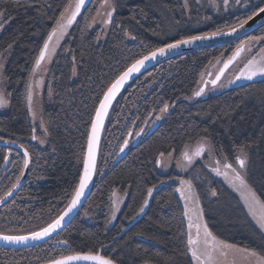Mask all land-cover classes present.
Masks as SVG:
<instances>
[{
  "label": "trees",
  "instance_id": "1",
  "mask_svg": "<svg viewBox=\"0 0 264 264\" xmlns=\"http://www.w3.org/2000/svg\"><path fill=\"white\" fill-rule=\"evenodd\" d=\"M70 1L0 0L7 22L0 33V55L9 54L4 77L10 99L9 108L0 111V140L19 143L31 155L25 185L0 208L2 233L36 231L63 211L81 177L96 109L127 67L172 41L235 27L264 5V0H228L227 5L224 0H112L111 28L102 42L91 21L103 0H93L51 67L52 95L43 105L48 138L42 146V132L29 114V84L35 61ZM250 38H261L255 52L263 49L264 25L241 40L165 60L131 82L108 116L94 185L79 214L43 244L0 247V264H44L100 251L118 264H194L180 174L175 168L161 172L159 158L172 151L179 156L200 140L209 142L220 159L235 162L239 154L246 156L247 181L264 202V78L206 97L195 95L210 65ZM165 105L167 117L159 121L156 116ZM144 129L150 133L122 152L128 135L133 132L134 140ZM24 166L20 150L0 145V198ZM192 166L184 176L194 186L210 231L264 257V229L240 195L203 163ZM116 191L126 199L113 221Z\"/></svg>",
  "mask_w": 264,
  "mask_h": 264
},
{
  "label": "rangeland",
  "instance_id": "2",
  "mask_svg": "<svg viewBox=\"0 0 264 264\" xmlns=\"http://www.w3.org/2000/svg\"><path fill=\"white\" fill-rule=\"evenodd\" d=\"M239 1V0H237ZM78 0H71L69 5L67 6V10L65 9L62 15L59 18V23L66 24L68 19L71 17L72 12L75 10V6ZM111 12V22L113 18V2L112 0H103L99 8L91 21L92 29L99 28L100 35L99 41H105L109 34L111 28V22L105 23L109 19L108 13ZM76 18V17H75ZM75 20V19H74ZM73 22L70 25H67L66 30L63 32L62 35L53 36L50 44H49V51L46 54L45 59L42 61L39 67H34L36 70L35 72L32 71L31 79H30V88L32 93V100L31 105L29 106L28 101V109L31 120L38 125L42 135L40 136L39 143L44 146L47 138H48V131L43 119V105L46 97H50L52 95V82H51V67L54 63V60L58 54V51L63 44V42L70 38V32L73 26ZM7 25V22L4 21V13L0 11V33ZM55 29H58V22L55 26ZM259 40L256 38H250L246 40L242 44L239 45L238 48H243L242 53L236 60V62L229 67V69L225 72L223 78L217 83L212 84L214 79L216 78L217 74L219 73L223 64L232 58L235 51L227 58L219 57L202 76L199 88L196 92L203 89L201 93V97H206L208 95L218 94L222 91L227 90L233 84L238 83L239 81L246 78L245 75H242L246 71L245 66L249 63V61H255L257 65L264 66V48L255 52L257 48V44ZM9 54H1L0 55V97H3L4 103L0 105V111H5L10 106V99L9 94L7 91V82L4 77V69L7 63V59ZM257 77H264V74H257L253 78ZM197 96V95H196ZM168 108L166 111H161L156 118L160 120H164L167 117ZM157 120V121H158ZM144 131V130H141ZM43 141V142H41ZM203 145L204 151L201 155L195 156L194 153L196 150ZM128 147L123 146V151ZM188 153L189 156H192L191 162L184 159L183 154ZM244 160L245 164L244 167L241 168L238 160ZM196 162L203 163L207 168H209L213 173L219 175L222 179L225 180L242 198L244 204L245 201L243 199V195L247 194L249 190L256 192L252 189L247 181V163L248 159L243 154H239L236 158L235 162L227 161L226 159H220L216 156L213 152L209 142L206 140H200L188 147H186L181 154L176 155L175 151H172L168 154H162L159 158V170L163 173L169 172L172 168H175L177 172L180 174L179 178V192L181 199L184 204L185 212L187 211L189 215L195 219V214L199 211L202 212L203 221L206 222L204 218V212L202 209V205L200 199L194 189L191 180L187 179L184 174H186ZM226 164H231L232 168L236 170L240 174V176L244 179L245 184L247 187H243L239 184V181L234 180L235 173L231 169H226L224 166ZM219 170V174L217 172ZM183 182V183H182ZM235 185V186H234ZM183 193V194H182ZM189 197V199H185V197ZM256 197L257 194H256ZM126 194L122 195L119 191H116L114 194V207H113V219L115 220L123 203L125 202ZM259 199V197H258ZM260 200V199H259ZM246 206V204H245ZM247 207V206H246ZM248 209V208H247ZM259 214V209L257 210ZM189 215H186V221L188 224ZM256 220V219H255ZM209 228V227H208ZM210 230V229H209ZM213 234V233H212ZM214 235V234H213ZM215 236V235H214ZM188 237V233H187ZM216 237V236H215ZM193 238H195V230H193ZM218 239V237H216ZM220 240V239H218ZM222 241V240H220ZM225 242V241H223ZM227 243V242H225ZM230 244V243H228ZM233 245V244H232ZM236 249H243L237 247L235 249H224L223 251L226 253L225 255H220L219 253L216 255V264H258L259 259L262 257L261 255L257 254V256H251L248 252H241L237 251ZM249 252H252L249 250ZM194 260V259H193ZM194 264L197 262L194 260Z\"/></svg>",
  "mask_w": 264,
  "mask_h": 264
},
{
  "label": "snow or ice",
  "instance_id": "3",
  "mask_svg": "<svg viewBox=\"0 0 264 264\" xmlns=\"http://www.w3.org/2000/svg\"><path fill=\"white\" fill-rule=\"evenodd\" d=\"M84 3V0H78L75 6V10L72 12L71 17L67 21V25H70L73 20L75 19L77 13L80 11L81 5ZM228 0H224V4L227 5ZM67 10V9H66ZM261 12H264V8L260 9ZM109 19L105 21V23L111 22V16L112 13L109 12L108 14ZM248 19H251L249 17ZM247 21H241L240 24L237 27H242L244 23ZM66 24H61L58 21V29H53V31L49 34L48 40L45 41V44L43 48L40 51L39 57L35 61L36 67H39L41 62L45 59L46 53L49 51V41L52 40L53 36L62 35L63 32L66 30L67 27ZM237 27H231L229 29L228 33L225 34H231L232 32H235L237 30ZM222 32L220 30L216 32H212L210 34H205L203 36H191L188 37L185 40H179L176 41L174 44L167 45L168 49L176 48L181 44H189L196 40L201 39H207L210 36H218L221 35ZM261 39V38H256ZM242 48H237L233 58L235 56H238L240 52L242 51ZM165 51L164 48L157 49L156 52L151 53L150 56H145L141 60H137L134 64H132L127 71H125L116 81L112 84V86L107 90V92L104 94V99L100 102V107L96 110V117L95 120L92 123V135L89 137L88 142V152L84 159V171L83 175L80 177L78 186L74 189V192L72 194L70 203L67 206V209L58 216L52 223L48 224L46 227L42 228L39 232H33L30 234V236H9V235H2L0 234V240L4 241H25L29 238L31 239H39L41 237L47 236L50 232L54 231L55 229L59 228L65 218V216L68 215L69 212H71L79 203L81 197L84 195V190L87 187L89 181L91 180L93 170L95 168V158H96V144L98 141V131L99 128L103 122V118L107 113L108 106L110 105L111 101L115 97L116 93L119 91L121 86L124 84V82L135 72H138L140 68L144 65L145 61L154 58L159 52L160 54H163ZM231 61H229L230 63ZM227 67V64L225 65ZM246 71L242 73V75H245L247 79L251 80L254 76L257 74H264V66L257 65L255 61H249V63L245 66ZM35 68L33 71L35 72ZM219 79V77H217ZM215 84L216 81H213ZM30 88V86H29ZM203 92V89L196 92L195 95L199 96ZM28 101L29 106L31 105L32 100V93L31 90L28 92ZM3 97H0V105L4 103ZM167 110V105H165V108L162 109V111ZM140 133H137L139 135ZM35 139V137H33ZM43 142V141H41ZM127 141H125V147L127 146ZM124 149L121 148V151ZM204 151L203 145H201L196 152L194 153L195 156H199ZM28 153L25 151V156L27 157ZM184 159L191 162L192 156H189L188 153L183 154ZM27 160L25 161V166H27ZM238 163L241 168L244 167L245 161L240 159L238 160ZM226 169H231L234 173V180L239 181V184L243 187H247L245 184L244 179L240 176L238 172H236L235 169L232 168L231 164H226L224 166ZM217 172L219 174V170L217 169ZM183 183V182H182ZM235 186V185H234ZM13 187H16V185H13ZM151 189H149V195L151 194ZM11 193H6V195H10ZM183 194V193H182ZM216 193L213 192V195ZM2 199V198H0ZM185 199H189V197H185ZM243 199L245 201V204L248 208L249 214L253 216L254 219L257 220V223L259 224V227L261 229H264V202H261L258 197H256V194L249 190L247 194L243 195ZM145 204H147V200H145ZM259 209V214L257 210ZM143 207H141L140 211L143 212ZM185 215H189L188 212H185ZM193 230H195V238H193ZM188 250L191 252L192 258L197 262V264H216V255L219 253L220 255H225L226 253L223 251L224 249H235L236 246L232 244L225 243L223 241L218 240L212 232L209 230L207 223L203 221L202 212H197L195 214V219L191 215H189L188 219V240H187ZM237 251L241 252H248L251 256H257V253L252 251L249 252L248 249H236ZM95 261L96 264H113V261L111 259H107L101 255H92V254H76L66 257H61L59 259L52 260L50 264H69V261ZM258 264H264V257H261L258 261Z\"/></svg>",
  "mask_w": 264,
  "mask_h": 264
},
{
  "label": "water",
  "instance_id": "4",
  "mask_svg": "<svg viewBox=\"0 0 264 264\" xmlns=\"http://www.w3.org/2000/svg\"><path fill=\"white\" fill-rule=\"evenodd\" d=\"M93 0H84V3L81 5L80 7V11L79 13H77L76 15V18L74 20V23H73V26L74 24L76 23L77 19L79 18V16L83 13V11L92 3ZM264 8V5L259 8L253 15H251V19H246L245 21H247L246 23L243 24L242 27H237V30L235 32H232L231 34H225V33H228L229 32V29L228 30H225V31H221L222 34L221 35H218V36H210L209 38L207 39H201V40H196V41H193L192 43H189V44H181L179 45L178 47L176 48H172V49H168L167 48V45L169 44H174L176 43V41H179V40H185L187 38H184V39H179V40H175V41H172L170 43H167V44H164L163 46L161 47H158L157 49H160V48H164L165 51L163 54H160L159 52H157L156 56L154 58H150L148 60L145 61L144 65L140 68V70L138 72H135L133 73L125 82L124 84L121 86V88L119 89V91L116 93L115 97L113 98V100L111 101L110 105L108 106V109H107V113L106 115L104 116L103 118V122L99 128V131H98V141H97V144H96V158H95V168L93 170V173H92V177H91V180L89 181L87 187L85 188L84 190V195L81 197L80 199V203L71 211L68 213L67 216H65L61 226L57 229H55L54 231L50 232L47 236H44V237H41L39 239H31L29 238L28 240H25V241H19V242H16V241H4V240H0V247L2 248H14V249H20V248H31V247H34V246H37V245H40V244H43L51 239H53L55 236H57L59 233H61L67 226H69L71 224V222L75 219V217L79 214L80 210L83 208L84 204L87 202L90 194H91V191H92V188H93V185H94V181H95V177H96V173H97V165H98V159H99V152H100V146H101V140H102V137H103V132H104V128H105V125H106V122H107V119H108V116L110 114V111L115 103V101L117 100V98L120 96V94L129 86V84L131 82H133L136 78H138L141 74H143L145 71L149 70L150 68L164 62L165 60H169L170 58H173L175 56H178V55H181V54H185L187 52H191V51H196V50H201V49H206V48H213V47H218V46H223V45H226V44H229L231 42H235V41H238V40H241L245 37H247L248 35H250L251 33H253L255 30H257L258 28H260L261 26L264 25V12H261L260 9ZM72 26V27H73ZM210 34V33H208ZM205 34H200V35H197V36H203ZM48 40V39H47ZM51 41H49V44H50ZM153 50L149 53H147L146 55L140 57L139 59L137 60H141L143 59L145 56H150L151 53L153 52H156V50ZM243 49V48H242ZM242 53V51L240 52V54ZM47 54V53H46ZM240 54L238 56H235V58H230L229 60H227L223 66L221 67L219 73L217 74L216 78L214 79V81H216L215 84H217L221 79L222 77L224 76L225 72L229 69V67L231 65H233L236 60L238 59V57L240 56ZM46 57V55H45ZM136 60V61H137ZM136 61H134L132 64H134ZM229 61H231L229 63ZM42 63V62H41ZM131 64V65H132ZM227 64V67H225V65ZM130 65V66H131ZM129 66V67H130ZM127 67L113 82L115 83V81L125 72L127 71V69L129 68ZM217 77H219V79H217ZM261 78H264V77H257V78H252L251 80L247 79V78H244L243 80L239 81L238 83L236 84H233V85H239V84H245V83H248L250 81H253V80H257V79H261ZM213 83V82H212ZM112 84L108 87V89L112 86ZM214 84V83H213ZM107 89V90H108ZM106 90V92H107ZM105 92V93H106ZM104 99V95L101 99V101ZM100 101V102H101ZM100 107V103L97 107V109ZM96 109V110H97ZM95 117H96V112H95V115H94V118H93V121L95 120ZM92 121V123H93ZM150 133V132H149ZM148 133V134H149ZM92 135V124H91V128H90V132H89V135H88V140H87V147H86V153H85V157L87 155V152H88V142H89V137ZM142 136V133L139 135V137ZM139 138L136 139V141H138ZM0 145H6V146H9L10 148H15V149H18L20 150L24 156H25V151H27L28 155L27 157L25 156V161L27 160V166H24V170L19 178V180L16 182V187H12L7 193H11L10 195H4L2 196L0 199V208L3 207L7 202H9L12 198H14V196L21 190V188L25 185L28 177H29V173H30V169H31V155L30 153L28 152V150L26 148H24L22 145H20L19 143H16L14 141H4V140H0ZM123 152V151H122ZM83 171H84V163H83V169H82V173H81V176L83 175ZM79 184V183H78ZM70 203V201H69ZM68 203V204H69ZM68 204L66 205V207L63 209V211L58 215L60 216L66 209H67V206ZM57 216V217H58ZM56 217V218H57ZM55 218V219H56ZM54 219V220H55ZM53 220V221H54ZM115 221V220H113ZM52 223V221L50 222ZM49 223V224H50ZM48 225V224H47ZM46 225V226H47ZM44 226V227H46ZM42 227V228H44ZM41 228V229H42ZM41 229H38L36 231H33V232H39ZM33 232H30V233H25V234H8V233H2L0 232V234L2 235H9V236H30L31 233ZM60 245H65V242H61ZM76 254H92V255H101L107 259H111L109 258L108 256H106L105 254L102 253V251L98 252V253H91V252H81V253H74V254H69V255H66V256H71V255H76ZM66 256H63V257H66ZM61 258V257H60ZM59 259V258H57ZM113 261V264H118L116 263L113 259H111ZM51 261L47 262V263H44V264H50ZM69 264H96L95 261H83V260H80V261H69Z\"/></svg>",
  "mask_w": 264,
  "mask_h": 264
},
{
  "label": "flooded vegetation",
  "instance_id": "5",
  "mask_svg": "<svg viewBox=\"0 0 264 264\" xmlns=\"http://www.w3.org/2000/svg\"><path fill=\"white\" fill-rule=\"evenodd\" d=\"M212 84H213V83H212ZM145 132H146L145 129H144V131H141V132H140V134L142 133V136H141V137H143V135H144V136H145V135H146V136L148 135V133H147V132L145 133ZM140 134H139V135H140ZM139 135H138L134 140H133V132H131V133L128 135V138H127V140H126V141L128 142V143H127L128 147H129L131 141H133L134 143H135V142L137 143V142L141 139V137H139ZM137 138H139L138 141H136ZM124 145H125V144H124ZM128 147H127V148H128ZM127 148H126L125 150H127ZM231 263H232V262H229L228 264H231Z\"/></svg>",
  "mask_w": 264,
  "mask_h": 264
}]
</instances>
